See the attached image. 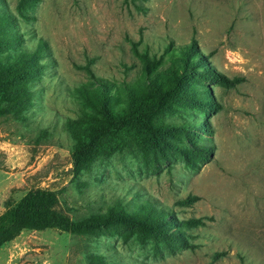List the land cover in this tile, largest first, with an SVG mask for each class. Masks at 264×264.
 Wrapping results in <instances>:
<instances>
[{
	"label": "rangeland",
	"instance_id": "obj_1",
	"mask_svg": "<svg viewBox=\"0 0 264 264\" xmlns=\"http://www.w3.org/2000/svg\"><path fill=\"white\" fill-rule=\"evenodd\" d=\"M18 1L0 0L4 38L17 39L1 61L42 45L30 97L0 113V216L28 190L44 189L72 221L114 201L131 213L148 200L202 223L183 228L184 243L141 239V230L116 222L84 232L24 229L0 245V264H264V0ZM189 43L203 57L197 67L217 75H191L185 91L211 105L175 104L155 121L203 124L205 133H172L152 153L124 135L129 146L74 174L75 140L63 121L92 110L75 88L91 76L143 86ZM192 141L208 155H191ZM188 196L195 199L182 202Z\"/></svg>",
	"mask_w": 264,
	"mask_h": 264
},
{
	"label": "trees",
	"instance_id": "obj_2",
	"mask_svg": "<svg viewBox=\"0 0 264 264\" xmlns=\"http://www.w3.org/2000/svg\"><path fill=\"white\" fill-rule=\"evenodd\" d=\"M33 0H19L22 6ZM9 18L0 17V52L10 46L16 38H4V29ZM41 42L34 49L22 50L11 61L2 62L0 57V113L10 106L18 109L31 95L27 83L37 72V58L40 56ZM171 64L153 78H145L143 86L136 87L128 83L116 86L115 82L101 77L91 76V81L75 88L83 103L91 112L82 111L75 119L66 118L63 126L68 130L75 144L70 152L72 171L76 174L87 169L96 156L104 157L130 140L124 135H133L139 150L155 152L167 146L166 138L172 133L203 134V124L193 127L182 124H162L155 121L157 113L171 111L175 104L183 105L195 101L200 107L210 106L206 97L191 98L185 91V79L191 75H217L208 67H197L203 63V57L195 50L193 43L182 45L171 51ZM225 81L234 84L240 78ZM123 94L122 100L118 93ZM123 101V104H119ZM3 102L5 103L4 105ZM191 155L205 157L209 147L191 142ZM195 196H188L186 201H193ZM54 198L50 191L30 189L16 204L0 216V245L24 229L40 230L59 227L74 232L97 229L105 224L116 222L128 229L141 230L144 236L153 235L174 238L184 243L183 228L201 224L199 218L177 220L171 211L154 207L144 200L134 205L131 213L123 210L119 201H114L105 212L80 221H72L53 209Z\"/></svg>",
	"mask_w": 264,
	"mask_h": 264
}]
</instances>
